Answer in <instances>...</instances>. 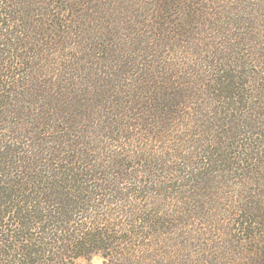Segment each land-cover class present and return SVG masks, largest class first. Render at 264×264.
I'll use <instances>...</instances> for the list:
<instances>
[{"label":"trees","instance_id":"obj_1","mask_svg":"<svg viewBox=\"0 0 264 264\" xmlns=\"http://www.w3.org/2000/svg\"><path fill=\"white\" fill-rule=\"evenodd\" d=\"M0 1L6 5L0 6V264H68L74 257L93 249H101L102 252L110 250L103 256L112 257L114 264H119L127 260V256H122L126 251L113 249L126 242L131 231L122 228L124 223L117 222V214L128 210L130 199H141L147 196V192L152 198L153 193L159 191L163 196L169 190L171 196L167 197L175 198L176 205L168 210L158 201L154 209L145 208L142 211L136 207L131 213L136 214L135 220L138 218L141 223L150 226L158 223L160 217L164 219V216L165 223L179 221L183 224L189 216L199 215V212L186 208L191 204L197 209L198 206L191 201L206 199V191L210 189L207 181L213 179V173L221 172L225 176L242 170L244 167L240 163L243 160L240 157L244 155L249 161H257L258 148L264 142L257 146L251 143L254 131H251L253 127L249 125L250 122L240 125L229 114L223 113L229 108L230 102L239 103L236 91L242 64L231 61L214 49V44L208 43L214 50H207L206 59L198 63L199 68L196 70L204 76V81L196 86L200 95L195 100L201 104L204 101L201 126L210 135V138L202 140L205 145L195 143V147L203 149L198 155L200 162L193 156L192 159L177 156L176 160L172 156L167 159L171 165L174 164L170 167L143 158L135 175V171L132 174L122 171L127 166L123 161L130 159L123 156L120 163H116L120 169L107 173L102 178L104 183L94 184L98 175L94 169L84 173L83 168L76 167L72 161L68 163L64 158L69 150L78 147L81 143L79 138H84L85 133L89 134L93 129L97 133L111 131L109 137L119 132L117 136L123 138L127 136L126 132L128 136L133 135L132 128L143 129L145 134L146 131L150 133L152 128L155 131L163 128L158 132L162 133L160 139L164 138L165 122L173 119L174 115L176 121L179 107L194 101L190 93L192 86L187 88L190 84L188 79L172 80L175 75L172 71L161 69L144 72L146 78L136 77L142 84L131 90L140 99L143 98L140 97L141 91L151 86L149 82L153 76L161 74L164 81L153 87L157 88V92L146 95L148 101L139 104L130 102L128 105L122 103V111L112 112L115 116L112 124L108 114L100 111L105 106L102 101L113 98L112 89L108 87L111 83L97 74L98 69L97 73L95 70L86 71L85 74L82 72L90 70L85 66L90 62L88 58L100 59L111 68L109 56L117 49L118 53L125 49L110 43L114 39L109 30L113 23L108 19L113 14L111 12L108 16L110 13L107 11L116 2L105 9L104 4L103 8H99L96 0ZM124 1L127 4L131 0ZM161 5V11L166 7L179 15L183 14L177 25L181 41L183 37L189 39L190 34L199 36L194 30L190 33L192 25L197 26L202 21L195 13L199 10L196 0H162ZM4 16L9 23H16L9 24L7 28L3 24ZM169 22L168 19H162L153 27L157 28L160 24L167 26ZM68 48L73 49V54L68 52ZM86 51L89 57L82 58L80 54ZM124 57L127 56L122 53L121 62L126 60ZM142 64L146 65L144 62ZM204 66L210 68L206 70ZM104 67L108 68L107 65ZM140 70L143 68L140 67ZM6 78L10 79L9 82ZM132 85L135 86V83ZM176 88L180 91L184 89L179 93L175 91ZM144 102L147 114L144 110L136 113ZM219 104H224L222 107L225 109ZM125 119L128 122H124ZM155 131L152 133L155 134ZM158 161L165 163L161 159ZM258 163L259 167L264 165V161ZM154 170L169 173V185L164 188V192L161 186L155 187V180L150 183L154 185H145L149 179L147 177L157 175ZM243 173L248 182L258 187V192L252 190L239 194L228 211L229 215H233L232 223L238 224L242 232L257 224H264V209L261 208L264 207V194L259 192L261 186L257 183L264 185L261 180L264 178L256 182L247 166ZM135 177L139 186L128 189L120 187V184ZM160 200L165 201V198ZM116 202L120 205L114 204ZM176 208L184 211L179 212ZM88 209L93 214L88 213ZM170 209L175 214H169ZM6 213L16 219L15 228L2 229L4 225H1V217ZM94 223L99 226H94ZM5 229L9 233L3 234ZM144 233L147 232L143 231L141 235ZM130 249L128 247V251ZM244 261L248 264H264V246L259 244L256 252L245 257Z\"/></svg>","mask_w":264,"mask_h":264},{"label":"rangeland","instance_id":"obj_2","mask_svg":"<svg viewBox=\"0 0 264 264\" xmlns=\"http://www.w3.org/2000/svg\"><path fill=\"white\" fill-rule=\"evenodd\" d=\"M67 1L74 2L76 0ZM96 2L99 8H103L104 4L105 9L111 3L116 2L107 11L110 13L108 16L111 15V12L113 14L108 19L113 23L109 30L112 31L114 39L110 43H114L117 48L120 46L125 47L119 53V49H117L113 55L109 56L112 60L111 68H109L108 63L102 62L100 59L88 58L90 54L87 51L80 54L82 58L87 57V61H90L85 64L87 69L90 70H85L82 74H85L86 71L92 72L95 70L96 72L98 69L99 72L96 73L111 83V86L108 87L112 89L113 98L110 97L107 101H105L106 99L103 100L104 110L100 109L104 114H108L111 123L113 124L115 117L112 112L121 110L122 103L125 105L130 104V102L139 104L144 100L148 101L149 98L146 95L151 96L155 91H158L157 88L153 87L164 81V76H161V74L153 76L149 82L151 86L141 91L142 96L140 97H143L142 99L134 96V92L131 91L142 84V81L137 80L136 77L146 78L144 72L147 73V71L162 69L168 72L172 71L175 74L172 80L182 81L188 79L190 84L187 88L192 86L190 87V93L193 94L194 101L182 103L183 105L179 109L176 108L178 109V119L174 121L176 119V115H174L173 119L165 122L164 138L160 139L162 133L158 132L163 128L156 129L157 132L155 128H152L150 133L146 131L147 134L143 129L132 128L130 130L134 131L133 135L128 136L126 132L127 136L123 138L117 136L119 132L116 136L109 137L111 131L97 133L93 129L91 133H85L84 138H79L81 143L78 147L74 148L73 151L69 150L64 155L68 163L72 161L74 163L72 164L76 167L83 168L84 173L94 169L93 171L98 175H96L97 178L93 183L101 184L104 183L102 178H105L107 173L116 172L120 169V167H116V163H120L119 160L123 156L130 158L123 161V164L127 166L126 170L122 169V171H126L127 174L137 171L143 158H146V161L155 160L157 163H162L163 166L166 164L170 167L174 164L171 165L170 160L167 161V159L172 158V156L175 160L177 156L190 159L193 156L200 162L198 155L199 152L201 154L203 149L195 147V143L202 144V140L210 138V135L206 134L201 126L203 121L201 113H203L205 107L202 106L204 101L202 100L201 104L198 100H195L200 95L199 91L196 90V86L204 81V76L198 74L196 70L199 68L198 63L206 59L207 50L211 52L214 49L220 51L231 61L242 64L240 67L242 73L237 84L239 88L236 91L239 103L230 102L228 109L222 107L224 104H219L221 108L225 109L221 110L226 115L229 114V117L236 119L240 125L250 122L249 125L253 127L251 131H254L250 140L253 145L257 146L264 142V0H196L200 11L197 9L195 13L201 17L203 22L201 21L197 26L192 25L190 33L194 30V32L199 33V36L190 34L189 39L183 37V41L180 40L182 36L178 33L177 28L183 14H180V16L175 10L172 11L166 7L161 11L163 8L161 5L162 0H131L127 4L124 0H96ZM0 6L4 7L6 5L0 1ZM99 8L97 9L101 10ZM162 19H168L169 24L167 26L160 24L159 27L154 28L153 26H157V22ZM2 20L7 28L9 24L16 23H9L5 16ZM97 22L99 24L98 19ZM15 28L16 25H14ZM185 39H187L186 42H184ZM208 43L214 44L215 48L213 49V46ZM80 44L82 43L80 42ZM72 50L68 48V52L73 54ZM126 50L131 52L128 53ZM122 53L127 56L124 57L126 59L124 62H121ZM141 62L146 65H141ZM106 65L108 68L104 67ZM12 66L16 67V65ZM140 67L143 70H140ZM209 68V66H204L203 69L207 70ZM109 72L112 76L109 75ZM140 75L142 76L140 77ZM90 76H93V74ZM7 80L9 82L10 79ZM133 83H135V86L132 85ZM181 89L180 91L176 88L175 91L180 93L184 88ZM115 93L118 94L115 95ZM122 93H125V95ZM184 94H187V92H184ZM240 96H242V99ZM145 103L140 104L139 109L135 112L139 113L144 110V113L147 114ZM125 121L128 122L127 119ZM153 131H155V134L152 133ZM245 136H248V134ZM263 146L261 145L258 148L257 161H249L246 159V155L240 157L243 160L240 163L244 167L242 170L227 173L225 176L221 172L213 173V179L207 181L210 189L206 191V199L199 202L191 201V203L198 206L197 209L191 204L186 208L187 210L193 209L195 212H199V215L189 216L188 221H183V224H180L179 221L172 224L171 222L165 223V216L164 219L159 216L160 221L151 224V226L147 223H141L138 218L134 219L136 214L131 213L133 208L140 207L142 211L145 208L148 210L154 209L158 201L167 210L176 205L175 198L170 199V197H167V195H170L168 194L169 190L163 191L169 185L167 183L170 181L167 177L169 173H166L165 170H154L153 172L158 176L147 177L149 179L145 185H154L150 183L155 180V182L157 181L155 187L161 186V191L165 194L161 196L160 191L154 192L152 198L150 192H147L145 194L147 196H143L141 199H130L131 205L128 207L130 212H127V210L122 214H117V222H120L119 224L124 223L122 228L126 227L131 231V233L127 232L130 235V238L126 241L127 243L122 242L119 247L113 249L118 252L122 249L126 251L122 256H127V260L124 259L119 264H248L244 261V258L255 253L259 244L264 246V224H257L254 228L242 232L239 230L238 224L232 223L233 215H229L228 211L231 209L233 201L239 198V194L242 195L246 191L251 192L252 190L258 192V189H256L258 187L248 182V178L243 172L247 166L253 179L256 178V182L259 181V178H264V165L257 166L259 161H264ZM242 151L247 153L246 150ZM140 155L141 158L139 159ZM158 159L163 160L165 163L159 162ZM136 171L133 174L137 175L138 172ZM261 180L264 181V179ZM257 183L261 186L259 192L264 194V185H261L260 182ZM139 185L140 183L135 177L126 183L120 184V187L128 189ZM89 186L90 184H88ZM161 198H165V201L160 200ZM261 208L264 209L263 206ZM175 210L184 211L180 208ZM88 211V213L93 214L91 209H88ZM137 211L138 209H136V213ZM168 212L169 214H175V211L171 212V209ZM1 219V225H4L2 229L15 228L16 219L9 213H6ZM96 224L94 223V226L98 227L99 224ZM89 225L92 226L90 223ZM100 227L103 226L100 225ZM7 229L3 231V234L9 233ZM143 231L147 233L141 235ZM128 247L131 248L129 251ZM109 251L102 252L101 249L85 251L70 260L68 264H114L115 260L112 257L105 258L103 256V253Z\"/></svg>","mask_w":264,"mask_h":264}]
</instances>
